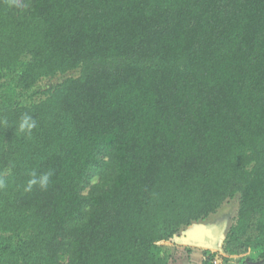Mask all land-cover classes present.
I'll return each instance as SVG.
<instances>
[{"label":"trees","instance_id":"trees-1","mask_svg":"<svg viewBox=\"0 0 264 264\" xmlns=\"http://www.w3.org/2000/svg\"><path fill=\"white\" fill-rule=\"evenodd\" d=\"M0 178V264H169L236 195L264 260V0H0Z\"/></svg>","mask_w":264,"mask_h":264},{"label":"rangeland","instance_id":"rangeland-1","mask_svg":"<svg viewBox=\"0 0 264 264\" xmlns=\"http://www.w3.org/2000/svg\"><path fill=\"white\" fill-rule=\"evenodd\" d=\"M65 77L67 76L42 80L38 87L46 89L61 82ZM238 206L239 196L236 195L233 199L226 200L216 213L208 218L182 228L168 243L172 249V260L169 264H200L203 259V250L219 251L222 254V258L215 261L216 264H264V261L261 263L262 261L258 260L259 255L255 251L247 253L243 257L223 252L227 233L235 221ZM198 243L201 246L197 245ZM187 248H190L191 251L188 252ZM62 259L66 261V257H62Z\"/></svg>","mask_w":264,"mask_h":264},{"label":"clouds","instance_id":"clouds-1","mask_svg":"<svg viewBox=\"0 0 264 264\" xmlns=\"http://www.w3.org/2000/svg\"><path fill=\"white\" fill-rule=\"evenodd\" d=\"M37 127V121L30 115L25 114L21 117L19 123V130L22 133L31 134L32 130ZM52 177L51 171L37 172L33 170L29 173V179L27 181V191L33 190V188L47 189ZM5 187V182L0 178V189Z\"/></svg>","mask_w":264,"mask_h":264},{"label":"water","instance_id":"water-1","mask_svg":"<svg viewBox=\"0 0 264 264\" xmlns=\"http://www.w3.org/2000/svg\"><path fill=\"white\" fill-rule=\"evenodd\" d=\"M192 243H194V241H192ZM190 244V241L188 242V245ZM197 245H199V246H201V244L200 243H198Z\"/></svg>","mask_w":264,"mask_h":264},{"label":"crops","instance_id":"crops-1","mask_svg":"<svg viewBox=\"0 0 264 264\" xmlns=\"http://www.w3.org/2000/svg\"><path fill=\"white\" fill-rule=\"evenodd\" d=\"M187 249H190V248H187ZM190 251H191V250H190ZM241 257H243V256H241ZM263 261H264V260H262V262H261V263H263Z\"/></svg>","mask_w":264,"mask_h":264},{"label":"built area","instance_id":"built-area-1","mask_svg":"<svg viewBox=\"0 0 264 264\" xmlns=\"http://www.w3.org/2000/svg\"><path fill=\"white\" fill-rule=\"evenodd\" d=\"M214 264H216V262H214Z\"/></svg>","mask_w":264,"mask_h":264}]
</instances>
